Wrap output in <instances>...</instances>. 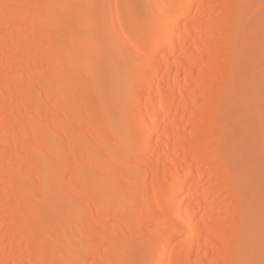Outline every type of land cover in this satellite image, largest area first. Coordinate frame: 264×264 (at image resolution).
Listing matches in <instances>:
<instances>
[{
    "label": "bare ground",
    "instance_id": "6f19581e",
    "mask_svg": "<svg viewBox=\"0 0 264 264\" xmlns=\"http://www.w3.org/2000/svg\"><path fill=\"white\" fill-rule=\"evenodd\" d=\"M0 264H264V0H0Z\"/></svg>",
    "mask_w": 264,
    "mask_h": 264
}]
</instances>
